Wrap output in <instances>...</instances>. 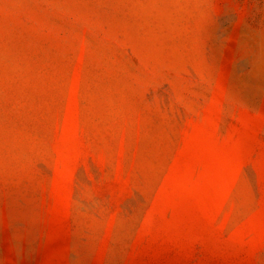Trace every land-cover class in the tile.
Here are the masks:
<instances>
[{
	"label": "rangeland",
	"instance_id": "1",
	"mask_svg": "<svg viewBox=\"0 0 264 264\" xmlns=\"http://www.w3.org/2000/svg\"><path fill=\"white\" fill-rule=\"evenodd\" d=\"M0 264H264V0H0Z\"/></svg>",
	"mask_w": 264,
	"mask_h": 264
}]
</instances>
